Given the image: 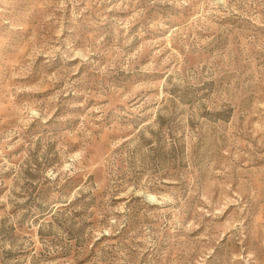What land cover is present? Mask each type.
<instances>
[{
  "label": "rangeland",
  "instance_id": "374dc122",
  "mask_svg": "<svg viewBox=\"0 0 264 264\" xmlns=\"http://www.w3.org/2000/svg\"><path fill=\"white\" fill-rule=\"evenodd\" d=\"M0 264H264V0H0Z\"/></svg>",
  "mask_w": 264,
  "mask_h": 264
}]
</instances>
